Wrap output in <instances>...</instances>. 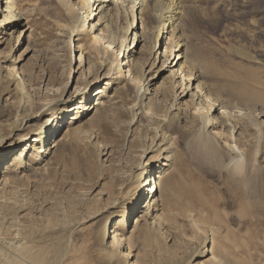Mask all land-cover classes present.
Masks as SVG:
<instances>
[{"label": "rangeland", "instance_id": "1", "mask_svg": "<svg viewBox=\"0 0 264 264\" xmlns=\"http://www.w3.org/2000/svg\"><path fill=\"white\" fill-rule=\"evenodd\" d=\"M173 1L183 5L189 53L202 66L210 96L235 101L240 97L233 86L237 66L259 70L264 64V0ZM80 7L81 3L76 11L85 17ZM21 10L29 30L0 46V174L15 154L26 153L23 167H14L6 180L0 177V260L126 264L125 258L109 257L101 250L102 236L117 230L132 236L125 245L135 254L129 264H214L212 249L217 264H264V146L250 178L232 173L230 167L199 163L177 121L174 134L148 150L157 126L168 122L166 102L158 115L139 109L136 83L131 82L130 90L124 87L125 78H130L125 60L123 74L116 71L107 87V68L98 72L94 64L101 55L82 28L72 39V64L69 35L55 3L26 0ZM145 22L152 27L149 17ZM167 37L162 35L158 43L162 54ZM84 46L91 53L85 50L82 56ZM105 47L117 52L114 46ZM150 54L148 42L142 57ZM161 66L162 61L145 66L147 81L155 83L153 77L162 74L153 88L170 81L169 71ZM14 67L26 83L25 101L8 88ZM98 73L103 82L94 81ZM252 91L248 89L251 103L264 110V94L254 96ZM190 94L183 103L197 118L200 113L191 107ZM86 105L91 108L85 110ZM259 120L264 122V117L259 115ZM51 131L44 140L47 152H35L40 136ZM252 133L247 132V138L254 140ZM56 138L61 143L53 147ZM245 140L248 148L253 141ZM150 164L157 177L150 208L154 214L159 210L165 224L143 222L131 234L135 217L149 206L151 193L145 191L139 198L135 187ZM128 210L132 212L126 216Z\"/></svg>", "mask_w": 264, "mask_h": 264}, {"label": "bare ground", "instance_id": "2", "mask_svg": "<svg viewBox=\"0 0 264 264\" xmlns=\"http://www.w3.org/2000/svg\"><path fill=\"white\" fill-rule=\"evenodd\" d=\"M25 1L0 0V46L7 40H14L17 32L20 33L21 37L24 32L29 30V28L26 29L27 23L24 22L21 12V3ZM40 1L56 4L59 19L65 22L63 27L69 35L72 64L74 62L72 39L75 33V36H77L82 28L88 35L89 42L94 50L101 55L99 61L94 64L98 72L99 70L102 71L103 68H107V73L103 75L104 79H108L107 87H110V82H112L116 71L123 74L121 71L123 60H125L124 66L127 68L130 78H125L124 87L130 90L131 82L136 83L137 90L134 93V98L139 109L144 111L148 108L153 114L158 115L160 108L166 102L167 107L164 116L168 118V122L157 126L159 132L154 136L148 150L156 145L159 147L158 142H165L168 134H174L172 125L173 121H177L178 127H183L187 134L184 143L193 152L199 163L221 169L230 167L232 173L244 178H250L251 175L256 174L257 166L255 162H259L258 154L264 146V122L259 120V115L264 117V110H260L256 104L251 103L253 97L249 98L248 89L251 88L254 91H252L254 96L256 94L259 97L263 96L264 90L261 89L264 85L263 63H261L259 70L245 64L237 66L235 78L238 80L236 79L233 86L238 87L240 97L236 98L235 101L215 98L210 96L209 86L203 80L202 66L189 53L191 47H189L188 38L184 33L187 21L180 1L139 0L138 5H136V0H121L120 2L114 0ZM80 3L81 7L79 9L84 11L85 17L79 15L80 13L76 11V7ZM137 15L140 16V34H138L139 24H136ZM147 17L152 20V27H149L145 22ZM88 19L89 21H87ZM88 29H94L93 33L89 32ZM164 34H167L169 42L165 46L164 54H162L157 47ZM131 35H133L132 38ZM129 42L132 44L129 45ZM148 42L150 43L151 54L150 57L144 58L142 57L143 46ZM141 43H143L141 50L138 51L137 48ZM105 44L109 47L114 46L117 52L115 50L110 51L108 47H105ZM85 50H87V54L91 53L87 46L80 47L82 56ZM121 54H123V58L120 57ZM153 60L154 62H151ZM149 61L151 67L157 61H162L160 69L169 71L170 81L166 83L162 81L159 86L153 88L162 74L159 73V77H153L156 78L153 79L156 80L155 83L147 81L145 66ZM156 72V74H153L154 76L158 74V71ZM94 81H101L99 73ZM25 85L21 71L14 67L8 81L9 90L25 101L28 97ZM180 87L183 90L178 93L177 90ZM190 92L193 100L191 107L198 109L200 113L197 118H194L195 114L192 111L189 112V108L185 107L183 103L184 98ZM85 107V110L91 108L87 105ZM183 121L186 122L185 125H182ZM251 131L255 135L254 140L247 138V132ZM51 133L52 131L40 136L37 140L38 144L34 147L35 152H47L44 140L46 137L47 140ZM56 133L57 130L54 134ZM244 140L253 142L247 148ZM60 143V139L56 138L52 146L56 147ZM25 157L26 153L21 151L2 167L0 174L2 181L9 178L14 167L25 165ZM151 166L152 164L149 165L147 170L144 167L138 185L135 187V194L139 198L145 195V191L151 193V198L149 206L146 205L141 214L135 217L134 227L130 231L131 234L135 227L142 225L143 222L158 227L165 224V219L159 210H154V214L150 208L152 200L155 201V194L153 193L157 190V177L153 175ZM145 172H147L146 176H144ZM161 174L162 172L158 175V183ZM147 184H151L149 189L146 188ZM131 206L134 209L137 208L136 204L132 203ZM129 212L132 211L128 210L126 216ZM129 238H132V236L127 237L117 230H114L108 236L104 234L100 240L101 250L109 257H123L126 259V264H129L128 259H132L135 255L128 248L125 249ZM212 260L214 264H217L218 257L213 253V249ZM0 264L4 263L0 260Z\"/></svg>", "mask_w": 264, "mask_h": 264}]
</instances>
